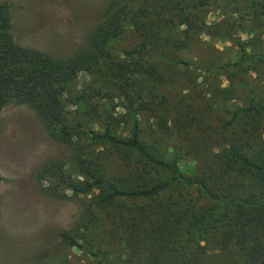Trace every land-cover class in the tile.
<instances>
[{
  "label": "trees",
  "instance_id": "obj_1",
  "mask_svg": "<svg viewBox=\"0 0 264 264\" xmlns=\"http://www.w3.org/2000/svg\"><path fill=\"white\" fill-rule=\"evenodd\" d=\"M180 1L185 3L181 7L173 0H110L85 44L66 58L17 45L9 34L10 5L0 1V111L9 104L27 106L51 139L73 148L83 183L73 182L61 163L42 171L51 178L56 175L57 184L73 195L92 194L94 207L110 218L123 255L92 249L68 231L59 233L63 242L84 252L93 264H264V73L258 74L264 69V47L258 39L238 43L240 56L235 61L198 68L203 73L223 70L229 80L248 71L258 82L239 89L230 81L224 87V81H210L201 98L211 102L209 112L197 114V98L183 96L173 121L181 145L173 149L170 160L158 152L140 120L142 113L152 115L157 128L167 133L168 100L152 87H143L141 78L163 81L162 64L181 65L193 94L203 75L193 77L187 62L158 55L144 41L122 53L112 77L128 117L124 131H117L98 105L95 113L103 116L102 131L76 123V114L60 101L67 83L109 57L107 43L119 38L134 16H145L156 7L160 21L171 23L174 17L198 14L209 3ZM247 3L256 18L264 16V0ZM139 25L143 23L138 22V30ZM234 100L238 103L233 110L218 107ZM210 114L216 119L213 126L206 122ZM71 120L75 123L69 124ZM85 135L103 148L98 159L78 153L74 142ZM182 153L196 163L195 175L181 172ZM57 189L54 184L48 193L64 198Z\"/></svg>",
  "mask_w": 264,
  "mask_h": 264
},
{
  "label": "rangeland",
  "instance_id": "obj_2",
  "mask_svg": "<svg viewBox=\"0 0 264 264\" xmlns=\"http://www.w3.org/2000/svg\"><path fill=\"white\" fill-rule=\"evenodd\" d=\"M0 1L10 5L9 34L17 45L55 58H66L85 44L110 0ZM173 3L178 7L185 4L180 0H173ZM149 12L145 16H134L122 35L107 43L109 57L67 83L60 101L67 111L76 114V123L102 131L103 116L95 113L98 105L114 128L124 131L128 127V117L121 107V97L112 77V68L123 59L122 53L144 41L151 44L154 47L152 52L158 55L187 62L193 77L203 75L193 94L181 65L162 64L163 81L141 78L143 87H152L168 100L164 109L169 128L167 133L157 128L152 115L142 113L140 120L143 131L154 137L158 152L170 160L173 149L181 145L180 132L173 121L183 96L197 98V103L192 101L197 114L201 110L209 112L211 102L207 101L208 97L201 98L209 89L207 83L210 81H224L223 87L231 82L239 89L250 88L252 83L258 82L257 76L248 71L239 73V79L229 80L223 70L203 73L198 68L223 66L239 59L238 43L250 44L249 41L256 38L264 47V16L256 18L247 0H209L198 14L174 17L171 23L160 21L156 7ZM139 21L143 23L139 25L140 30L136 28ZM263 73L264 69L258 74ZM189 103L186 100V104ZM237 103L236 100L228 101L218 107L230 111ZM215 106H211V110ZM75 121L71 120L69 124ZM206 122L213 126L216 119L210 114ZM74 144L80 150L78 153L87 159H98L104 152L103 148L92 144L87 135L75 140ZM73 156V148L51 139L27 106L9 104L0 111V176L3 178L0 183V264H93L84 252L60 239L62 230L70 232L92 249L100 248L113 256L124 254L110 218L94 207L93 195H73L64 185L57 184L56 175L51 178L42 171L61 163L63 171L73 182L83 183L84 178ZM179 168L187 176L196 173V163L184 153ZM54 184L64 198L48 193Z\"/></svg>",
  "mask_w": 264,
  "mask_h": 264
}]
</instances>
